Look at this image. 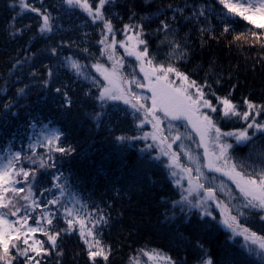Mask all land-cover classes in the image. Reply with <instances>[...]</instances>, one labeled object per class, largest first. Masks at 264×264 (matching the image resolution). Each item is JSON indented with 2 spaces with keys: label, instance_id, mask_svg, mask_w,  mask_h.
I'll return each instance as SVG.
<instances>
[{
  "label": "trees",
  "instance_id": "obj_1",
  "mask_svg": "<svg viewBox=\"0 0 264 264\" xmlns=\"http://www.w3.org/2000/svg\"><path fill=\"white\" fill-rule=\"evenodd\" d=\"M93 1L89 4L94 5ZM28 2L41 13L50 14L52 31L42 33V15L22 9L19 0H0V158L15 152H21L22 157H34L36 164L27 160L24 164L25 170L36 172L31 189L35 200L59 196L65 207L79 210L86 229L92 227L87 220L89 212L107 220L96 226L108 254L107 261L96 257L94 262L89 257V247L79 234L78 223L70 234L57 237L58 249L50 242L44 243L36 259L41 264H142L139 262L142 255L158 253L170 258L172 264H201L207 258L213 264H264L259 257L249 255L239 239L230 237L214 208L211 212L215 219L211 216L202 219L203 214L198 211L177 207L179 191L162 160L164 157L145 151L148 142L142 140L145 128L138 123L141 114L123 100H112L106 95L101 98L109 83L96 67L106 61L104 55L109 50L106 45L113 38L122 39L127 31L125 25H142L141 38L146 40L149 57L153 59L150 67L171 65L195 80L197 86L210 85L204 91L216 94L207 96L214 105L216 97L229 94L239 111L248 109L245 100L250 101L257 106L251 111L259 113L255 118L261 122L264 121V112L260 111V106H264V28L257 25L264 24V19L251 23L228 12L219 0H112L102 12L111 22L113 37L106 34L104 21H94L79 7L69 8L64 0ZM162 20L172 28L167 33L168 40L180 45L175 51L167 42L161 43L165 36L158 31ZM237 36L239 40L235 39ZM115 53L112 58L119 61L121 80L117 87L150 97L133 83H145L140 69L147 62L119 49ZM73 62L79 65L78 69L72 67ZM57 88L61 91L57 92ZM141 102L151 106L150 99ZM213 118L225 132L247 127L237 117L222 118L219 111ZM168 125L164 119L165 140L173 142V137L181 135L173 143L180 164L191 168L193 176L200 167L203 176L199 182L205 189L212 188L227 213L236 216L235 223L249 229V233L264 236L261 213L243 209L244 198L237 186L205 166V159L196 149L198 139L192 127L187 122H174L172 125L176 127L172 128ZM44 128L56 130L59 140L54 144L71 147L73 151L49 153L46 143L28 147L30 138ZM248 135L252 139L245 145L229 149L235 158L232 163L246 161L259 166L264 161V130L248 129ZM184 151L197 157L198 164ZM41 163L44 167H40ZM56 184L66 185L63 195L54 187ZM24 187L25 192L19 193L13 203H31L20 199L27 194L28 185ZM42 207H36L32 214L40 220L42 228L54 234L46 219H40ZM49 207L53 211L59 207L64 212L59 205ZM28 224L36 226L31 219ZM53 224L59 229L68 227L63 217ZM34 240L47 241V236L42 231L30 233L29 245ZM21 247H25L22 241Z\"/></svg>",
  "mask_w": 264,
  "mask_h": 264
},
{
  "label": "snow or ice",
  "instance_id": "obj_2",
  "mask_svg": "<svg viewBox=\"0 0 264 264\" xmlns=\"http://www.w3.org/2000/svg\"><path fill=\"white\" fill-rule=\"evenodd\" d=\"M111 2L112 0H99L98 4H95L94 0L93 5L89 4L88 0H64V3H66L69 8L79 7L87 12L89 16H92L94 21H104L107 32L114 37L115 33L111 22L104 18L102 12L104 5ZM219 3L222 4L228 12L241 16L244 20L251 23H255V20H253L254 16L264 17V0H240L239 3H233L232 0H219ZM19 6L22 9H28L42 15L43 24L40 28L42 33L45 31H52L50 14L41 13L38 8L32 7L28 0H19ZM200 14L202 15L203 12ZM257 27L264 28V24H258ZM125 29L134 31L135 35L128 36L127 42L120 41V46L126 49L127 55H134L137 60L146 61L148 65H152L153 59L149 57L147 42L141 38L143 33L142 25H125ZM158 31H163L165 33L164 39L161 43L167 42L170 47H172L173 51L180 48L178 42L168 40L167 33L172 31L171 25L162 20ZM224 31H229V28L226 27ZM253 35L256 34L253 33ZM134 39L136 45L129 48L128 44ZM235 39L239 40L240 37L237 36ZM101 43L103 44L104 40H102ZM116 43L117 41L113 38L111 44L113 50L115 49ZM139 45L144 46L143 50L138 49ZM106 47H108V45H106ZM262 47H264V45H262ZM53 52H55V49H53ZM182 55L183 53H181V56ZM108 58L112 59V55L110 54ZM72 67L78 69L79 65L73 62ZM96 67L97 70L101 69L100 65H96ZM140 70L141 72H144V80H146L147 83L145 84L137 81H133V83L136 84L137 88H147L148 91L151 92L150 97L139 95L133 92L130 88L125 92L123 89L113 87L116 83L117 72V69L114 67L110 74L107 69L103 70L104 78L105 80H108L109 87L104 88L101 98L106 95L107 98L112 100H123L126 105H130V107L135 110V113L143 112L144 119L141 123H152L153 128L157 130H160L159 126L161 124V117L157 115V112H162L163 116L169 119V128L176 127L172 125V121L186 120L187 125H190L199 135L197 146L204 147L205 157H209L210 155L215 157V160L209 159L205 166L211 171L223 172L224 175L228 176V178L236 184L244 198L242 208L249 211L257 210L261 213L260 219L264 221V161H262L259 166L249 164L246 161L232 163L235 158L229 154V149L234 148V146L245 145L252 139V137L248 135V129L255 128L258 131L264 130V124L257 122L255 118L259 113L257 112L253 114L251 111L257 106L250 101L245 100L249 111H238L239 106L232 103L230 99L231 94L225 97H216L217 104L214 105L207 96H215L216 94L214 92L206 93L204 91L205 88L210 89V85L205 84L197 86L195 80H190L187 75L179 72L171 65L165 67L161 64L159 66L151 67L149 70H145L142 66ZM171 74H174L175 77L179 79L181 82L180 86H173L175 82L170 79ZM192 88H195V92L190 91ZM21 91L23 90L21 89ZM56 91L60 92L61 90L57 88ZM117 92L119 94H117ZM126 96L129 98H126ZM149 99L151 100L150 107L146 106V103H141V100L146 102ZM133 100H135V103H133ZM202 109H207L209 111L205 112L202 111ZM218 111H222V118L230 119L232 117H237L244 120L247 123V127L238 131H222V129L217 126V123L212 116L213 113H217ZM260 111L264 112V106H260ZM149 135H151L153 141L157 139L155 133H146L143 138L147 139ZM228 137L234 138L235 145L227 142L226 138ZM120 139L125 138L121 137ZM180 139L181 135L178 133L173 137V143ZM58 140L59 135L56 132H53L46 137L47 143L44 146L49 148V153L52 151L60 153H69L73 151L71 147L65 148L58 144H54V141ZM208 140L212 142L215 149H218V154L216 151H213L211 154L209 153L206 143ZM161 143H163V141H161ZM152 147V145H147V148L149 149ZM171 147L172 145L168 144V148L171 149ZM163 155L167 156L169 155V152L164 151ZM184 155H187L193 163L198 164V158L192 156L190 151L185 152ZM170 159L172 164L169 166L179 168L180 172L184 174L180 179H184L186 176L189 184V188L183 189L181 193V201L192 204V201L189 200L188 196L183 195V192H188L190 196L193 192L200 194L201 190L206 193L203 198L204 203L216 200L212 188L209 187L205 189L204 184L199 182L201 176H203L200 167L195 169L196 175L193 176V170L181 165L179 162L180 158L176 153H172ZM25 160H27L29 164H36L34 157H22L21 152L7 154L0 158V209L7 210L0 211V262H3V264H14V262H19V264H41V261L37 260L36 257L41 255L44 243L50 242L53 248L58 249L59 244L57 243V237L61 234H70L75 230L74 225L76 223L79 224V234L81 238L84 239L85 244L89 247V257L92 258L94 262L96 257H103V259L107 261L108 254L105 251L101 240L98 238L99 232L96 231L97 225L107 223L106 218L102 215H93L89 212L87 214V220L92 223V227L86 229L85 219L79 218V210L65 207L61 203V198L59 196L53 195L52 199L35 200L33 198L34 193L31 189L36 181V172L32 171L30 173V171L25 170ZM220 161L223 162V165L225 166L224 168L217 166L216 162ZM40 167H44V165L41 163ZM238 167L240 168L239 171L237 170ZM248 169H251V171H248ZM30 175L31 179H29ZM171 175L176 177L178 173L173 171ZM56 179L58 180L59 177H56ZM180 179L176 180L178 186H180ZM25 184L28 185L27 194L20 197V199H23L26 202L31 201V203L19 204L18 201L13 203V201L17 199L19 193L25 192ZM17 185L20 186L17 187ZM54 187L59 189L61 195H63L66 185L56 184ZM50 191L51 189H45V192ZM9 193H11V196ZM41 196H43V193H41ZM181 201H176L175 204H180ZM41 205H43V207L40 212V219H46L47 224L52 226V232L54 234H49L48 230L42 228L40 220H37L32 214L35 211V208L40 207ZM49 205H59L60 207H64V212L61 213L59 207L53 211ZM199 206L200 205L198 204H192V207ZM216 206L220 207L221 205L217 202ZM238 212L240 215H244L243 211L238 210ZM20 213H23V215H18ZM203 216H211L215 219L213 213L207 209L203 213L201 217L202 219ZM8 217H16L17 219L13 221ZM61 217H63L68 226L65 229H59L53 224L54 220L58 221ZM29 219L33 221L36 225L35 227L28 224ZM235 222L236 216L229 215L228 218L223 220V225L226 226V228L231 229L234 234H242L245 241V244L242 245V247L247 249L249 255H255L264 261V236H258L256 232H251L249 234V229L247 228H244L242 232H238L237 229L239 225L235 224ZM16 224H19L20 227H14ZM37 231H42L44 235L47 236V241L34 240L33 243L29 245V234L36 233ZM89 237H91V241L89 240ZM21 241L25 247H21ZM254 245L256 247H253ZM30 253H35L36 256H32ZM59 254L61 253H58V255ZM21 257L23 260H21ZM149 258L151 259L153 257L150 255ZM160 258L168 261V264H172L170 258ZM201 264H213V261L211 258L202 259Z\"/></svg>",
  "mask_w": 264,
  "mask_h": 264
},
{
  "label": "rangeland",
  "instance_id": "obj_3",
  "mask_svg": "<svg viewBox=\"0 0 264 264\" xmlns=\"http://www.w3.org/2000/svg\"><path fill=\"white\" fill-rule=\"evenodd\" d=\"M89 1L90 0H88V3H89ZM94 2V1H93ZM98 2H99V0H95V3H97L98 4ZM232 2L233 3H239L240 2V0H232ZM90 4H91V2H90ZM87 13V12H86ZM88 14V13H87ZM92 17V16H91ZM260 19H264V17H260V16H254L253 17V20H260ZM106 34H108V35H111V34H109L108 32H106ZM128 36H134V34L133 33H131L129 30H127V31H125L124 33H123V37H122V39L120 40V41H125V42H127V39H128ZM115 39V38H114ZM113 40V39H112ZM116 40V39H115ZM117 41V43H119L120 41L119 40H116ZM105 42H107V41H105ZM111 44H112V41L109 43V44H107L108 45V47H109V50L106 52V54L104 55V58H105V63L104 64H101L100 66H101V69H100V72L101 73H103L104 74V72H103V70L104 69H107L108 70V73L110 74L111 72H112V70H113V68L115 67L116 69H117V72H116V83H115V85H113V86H116L115 88H117V89H121V88H119V87H117L118 86V82H120L121 80H120V78H119V76H118V67H117V64L119 63V61H116L114 58H112V59H109L108 57H109V55L111 54V55H113V54H116L115 53V50L116 49H119V52L121 51L123 54H125V55H127V51H126V49L124 48V47H121L120 46V44H116L115 45V49L113 50V48L111 47ZM134 45H136V41H135V39L130 43V44H128V47L129 48H131L132 46H134ZM138 49L139 50H142V45H139L138 46ZM134 56V55H133ZM144 68H145V70H149L151 67L149 66V65H144L143 66ZM142 74H143V76H144V72H142ZM170 79L171 80H173L175 83H174V85L173 86H180V81H179V79L177 78V77H175V75L174 74H171L170 75ZM107 82H108V80H106ZM109 83V82H108ZM147 83V81L145 80V84ZM190 91H192V92H195V88H192V89H190ZM143 92H146L147 94L149 93L150 95H151V92L150 91H148V89L147 88H144L143 89ZM119 94V93H118ZM128 96H126V98H127ZM150 102H151V100H150ZM133 103H135L134 101H133ZM141 103H143V102H141ZM240 109H238V111H239ZM202 111H205V112H207V111H209V110H207V109H202ZM243 111H249V109H244ZM243 111H241V112H243ZM220 112V115L223 117V113H222V111H219ZM140 114L141 115H139V121H138V123H140V125L142 124V126L145 128V131H144V136H145V134L146 133H148V134H153V133H155V135H156V137H157V139L155 140V141H153V139L151 138V135H149L148 136V138L147 139H144L143 137H142V140L144 141V142H148V145H152L153 147L151 148V149H149V148H145V151L148 149V151H150V152H152V153H156L157 154V156H159V157H164L162 160H164V162L166 163V166H167V168H168V170H169V173H170V176H171V178H172V180L174 181V183L176 184V180H178V179H180V177L182 176V175H184L182 172H180V169L179 168H177V167H170L169 165H171L172 164V161H171V159H170V156H171V154L172 153H176L175 152V150H174V148H173V142H171V141H167V140H165V137H164V135H163V133H164V131H163V127H162V123H163V120L165 119L166 120V125L168 124V122H169V119L168 118H165L164 116H163V113L162 112H157V115L158 116H160L161 117V124H160V126H159V129L160 130H157V129H154L153 128V126H152V123H141V121L144 119V116H143V112L141 111L140 112ZM215 115V113H213L212 114V116H214ZM150 119V118H149ZM214 119V118H213ZM242 120V119H241ZM242 121H244V120H242ZM257 122H259L258 120H256ZM174 122H187L186 120H181V121H172L171 123H174ZM245 122V121H244ZM259 123H262V124H264V121H261V122H259ZM252 130H257V129H255V128H252ZM168 132H169V129L167 130ZM53 132H56V130H54V129H49V128H44V129H42V130H40L37 134H35L33 137H31L30 138V140H29V142L27 143V146L28 147H30V148H35V147H37V146H40V145H42V144H45V143H47V141H46V137L48 136V135H50L51 133H53ZM193 133H195V134H197L196 133V131L193 129ZM197 139H198V142H199V135L197 134ZM227 139V142L228 143H232V144H234L235 143V140H234V138H231V137H228V138H226ZM161 141H163V143H161ZM206 143H207V147H208V151H209V153L211 154L213 151H216L217 152V154H218V149H215L214 148V146H213V144H212V142L210 141V140H208V141H206ZM168 144H171L172 145V147H171V149H169L168 148ZM200 153H201V156L203 157V159H205V161H206V163H208V160L209 159H212V160H215V157L214 156H209V157H205V155H204V147H198L197 146V148H196ZM164 151H167V152H169V155H163V152ZM185 152V151H184ZM154 153V154H155ZM217 163V166H220V167H224V165H223V162L222 161H220V162H216ZM173 171H176L177 173H178V175L176 176V177H173L172 175H171V173L173 172ZM215 172V171H214ZM216 173H219V174H221L223 177H226L228 180H230L229 178H228V176H226V175H224L223 174V172H216ZM230 181H232V180H230ZM233 182V181H232ZM195 183V182H194ZM234 183V182H233ZM235 184V183H234ZM236 185V184H235ZM182 186V187H181ZM176 187H177V189H178V191H179V199H178V201H181V193H182V191H183V189H188L189 188V184H188V181H187V177L185 176V178L184 179H180V186H178L177 184H176ZM215 194V193H214ZM183 195H185V196H188V198H189V200H191L192 201V204H198V205H200L199 207H192V204H188L187 202H183V201H181V203L180 204H176L177 205V207L178 208H180V209H183V210H194V211H198V212H200L201 214H203L204 212H205V210L207 209L208 211H211V209L212 208H214L217 212H218V215H219V217H220V221H221V224H222V226L224 227V229L225 230H227V232H229V235H230V237L231 238H237V239H239V241H240V243L242 244V245H244L245 244V241H244V236L242 235V234H234L233 233V231L231 230V229H228V228H226V226H224L223 225V220L225 219V218H228L229 217V214L227 213V211H226V208L220 203V207H217L216 206V204H217V200H213V201H208L207 203H204V200H203V198H204V196L206 195V193H204V192H202V191H200V194H197L196 192H193L192 193V195H190L189 196V194H188V192H186V191H184L183 192ZM215 197H216V194H215ZM21 215H22V213H21ZM15 219H17L16 217H15ZM236 224V223H235ZM235 224H234V226H235ZM17 227H20V225L18 224V226ZM242 230H243V228H241V227H238V229H237V231L238 232H242ZM250 234V233H249ZM250 243V242H249ZM253 247H256L255 245L253 246ZM246 249V248H245ZM158 253H145L144 255H142L140 258H141V260H139V262L140 263H142V264H168V261H166V260H163V259H161L160 257H166V256H164V255H161V254H158ZM150 255L153 257V258H149L150 257Z\"/></svg>",
  "mask_w": 264,
  "mask_h": 264
},
{
  "label": "water",
  "instance_id": "obj_4",
  "mask_svg": "<svg viewBox=\"0 0 264 264\" xmlns=\"http://www.w3.org/2000/svg\"><path fill=\"white\" fill-rule=\"evenodd\" d=\"M215 195V194H214Z\"/></svg>",
  "mask_w": 264,
  "mask_h": 264
}]
</instances>
